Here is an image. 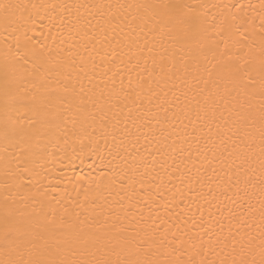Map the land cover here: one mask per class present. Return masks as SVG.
<instances>
[{
  "label": "bare ground",
  "instance_id": "6f19581e",
  "mask_svg": "<svg viewBox=\"0 0 264 264\" xmlns=\"http://www.w3.org/2000/svg\"><path fill=\"white\" fill-rule=\"evenodd\" d=\"M0 3L25 6L16 11L11 26L0 22V99L6 73L9 80L21 84V90L39 83L33 70L37 56L44 57L48 65L59 62L63 68L58 79L69 88L59 127L38 155L0 137V261L35 258L26 245L5 246L6 214L20 222L22 230L40 233L41 245L52 253L59 245V256L52 258L84 259L95 253L91 258L115 262L127 255L122 250L124 239L136 238L148 241L144 246L147 256L141 252L140 259L165 264L177 258L184 264H199L202 259L209 264L221 260L230 264L242 252L249 261L260 260L264 239L259 119L264 97L260 83L257 79L254 88L241 90L239 96L235 92L228 95L223 82H213L215 73L209 80L203 68H211L213 54L216 60L225 59L226 46L235 52L233 42L244 37L245 47L259 52L264 43V0ZM167 3L191 5L197 13L203 48L199 67L169 39L174 25L168 10L118 7ZM113 16L118 19L110 23ZM105 34L110 41L113 35L124 40L131 37L139 47L133 44L130 52L124 48L126 54L111 62L103 56ZM193 95L201 104L207 100L210 108L217 107L214 122L197 121L194 102L186 109ZM73 97L76 102L68 108ZM80 100L83 109L76 106ZM181 109L188 111L193 123ZM249 114L255 117L251 146L240 148L249 159L238 168L241 161L229 156L231 141L224 151L215 130L219 124L227 131L233 121ZM19 115L23 121V109ZM4 118L0 104V123ZM77 233L97 241L99 251L89 245L85 253L70 244ZM174 237L186 241L183 247ZM170 244L180 250L170 255Z\"/></svg>",
  "mask_w": 264,
  "mask_h": 264
},
{
  "label": "snow or ice",
  "instance_id": "6c2138e0",
  "mask_svg": "<svg viewBox=\"0 0 264 264\" xmlns=\"http://www.w3.org/2000/svg\"><path fill=\"white\" fill-rule=\"evenodd\" d=\"M24 7V5L19 3H0V22L6 27L11 26L15 23L16 11ZM96 7L99 8L101 6ZM108 7L112 6L109 5ZM118 7H135L137 10L153 8L168 10L172 13L169 20L174 25L168 34L169 39L180 51L190 54L193 63L199 67V57L203 51L200 44L201 32L197 20V13L191 5L167 3L163 5H119ZM117 19L118 18L115 16L111 17L110 23ZM136 19L137 17L133 16L132 20L135 21ZM104 31L106 33L107 29ZM132 31L135 32V29H132ZM113 32H115V29H113ZM85 35L87 36L88 33L85 32ZM91 39H94V37H90V40ZM112 41H115V43ZM112 41L108 39L106 34L104 35L102 44L107 45V50L103 53V56L110 57L111 62H115L118 57H122L126 54L123 52L124 48H127L130 52L133 44L139 47L137 41L133 40L131 37L124 40L118 35H113ZM246 44L247 37H244L242 40L233 42L235 52L227 50L226 46L227 56L225 59L216 60L215 54H213L211 68L205 66L203 71L207 73L209 80L212 79L215 73V81L213 82H223L224 92L228 95L235 92L237 96H239L241 90L247 92L248 89L254 88L258 79L260 83V94L264 97V43L261 44L258 53L255 51L254 47L246 48ZM145 47H147V45H145ZM149 51H151V49H149ZM140 53H143V49H140ZM131 59L132 57L129 56V62H131ZM153 64L155 66V61H153ZM62 68L63 66L59 62L48 65V61L44 57L37 56L36 62L33 64V70L37 74L39 83H34L32 88H25L23 90H21V84L18 81L9 80L7 78V73L5 74L4 91L2 99H0L5 118L3 122L0 123V137L5 141L15 142L17 145L22 146L25 151L33 155L39 154L42 147L45 145V141L49 137L55 135L59 127V122L62 120L64 111L66 110L63 98L69 94V88L66 83H62L58 79L62 72ZM40 73H43L42 77H40ZM161 73H163V68H161ZM164 78L163 76L161 77V79ZM141 83H143V80H141ZM207 83L208 81L206 80L205 84ZM82 91L83 89L81 88V92ZM149 91H151V87H149ZM202 93L203 90L201 89L200 94ZM217 94L220 93L217 92ZM103 95L104 93L101 91V97H103ZM110 99L111 96H109V103ZM125 99H127V95ZM176 99L179 101V97ZM221 99H223V95H221ZM75 102L76 97H73L72 100L69 101L67 107L70 108ZM192 102H194V107L196 109L197 121L214 122L216 120L217 107L210 108L207 100L204 104H201L196 95H193L192 101L186 104V109L190 110ZM213 104H215V101H213ZM262 105H264V101H262ZM76 106L79 109H83L85 104L80 100ZM21 109H23L25 114L23 121H21V116L19 115ZM186 109H181V113L184 115L185 119H189V123L191 124L193 122L189 118ZM165 111H167V109H165ZM201 113H203V115H201ZM222 115L221 113V117ZM113 116H116V113H113ZM130 116L131 110H129V117ZM177 118L179 119V117ZM259 119L261 142L260 165L261 168L264 169V106L261 108ZM117 123H119L118 120ZM181 124H183V120H181ZM254 124L255 117L251 114L233 121L232 127L227 128V131L217 124L215 136L219 139L220 145L225 146L224 151H228L226 145L228 141H231L233 149L229 152V156L235 155L236 159L241 161L240 164L236 165L238 168H243L244 164L249 159L247 153L240 150V148L241 146L250 148L251 145L249 144V140L253 136L252 128ZM233 128L235 129L234 131ZM193 131L195 132V126L193 127ZM208 131L209 133L213 131L210 123ZM222 154L223 153H221V155ZM262 175H264V171H262ZM236 183H239V180H237ZM260 214L261 222L264 223V202H262ZM4 224L3 242L5 246L19 248L21 244L26 245L29 254L34 255L35 258L26 262L23 260L8 259L0 261V264H165V262L154 259H140L141 252H144V255L147 256V252L144 251V246L148 241L145 239L137 240L136 238L124 239L122 250L126 249L127 255L123 260L117 259L115 262L107 258H91L95 256V253H91L90 256H86L84 259L52 258L53 255L59 256V245L57 246V252L52 253L49 247L41 245L43 237L40 233L22 230L20 222L16 221L10 214L5 215ZM221 227H223V225H221ZM261 235L264 237V232H262ZM174 239L180 247H183L186 243L183 239L176 237H174ZM69 243L77 244L80 249L86 253L89 245L97 247L98 242L89 236H85L83 233H77ZM192 246L196 247V245ZM259 247L260 260L258 262L255 259L249 261L242 252L241 258L239 260L233 259L230 264H264V239L261 240ZM200 248L203 249V244H200ZM179 250L180 248L173 247L171 244L169 245L170 255L175 254ZM97 251H99L98 247ZM112 251H115V248H113ZM72 253L73 255L76 254L75 248L72 249ZM166 264H184V262L177 258L174 261L166 262ZM193 264H195V262H193ZM199 264H209V262L206 259H202L199 261ZM211 264H215V261H212ZM220 264H229V262L221 260Z\"/></svg>",
  "mask_w": 264,
  "mask_h": 264
}]
</instances>
